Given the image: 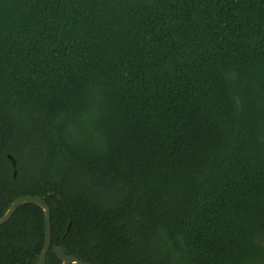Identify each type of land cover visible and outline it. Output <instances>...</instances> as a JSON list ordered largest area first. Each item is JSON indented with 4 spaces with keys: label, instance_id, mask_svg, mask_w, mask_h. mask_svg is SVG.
Masks as SVG:
<instances>
[{
    "label": "trees",
    "instance_id": "trees-1",
    "mask_svg": "<svg viewBox=\"0 0 264 264\" xmlns=\"http://www.w3.org/2000/svg\"><path fill=\"white\" fill-rule=\"evenodd\" d=\"M21 196L44 264H264V0H0V217ZM43 241L21 205L0 264Z\"/></svg>",
    "mask_w": 264,
    "mask_h": 264
},
{
    "label": "water",
    "instance_id": "water-1",
    "mask_svg": "<svg viewBox=\"0 0 264 264\" xmlns=\"http://www.w3.org/2000/svg\"><path fill=\"white\" fill-rule=\"evenodd\" d=\"M8 158L12 163V167L14 168L15 161L10 156H8ZM15 175H16V170H14L13 172V176ZM23 204H35L38 207H40V209L43 212L44 241H43L42 249L35 264H44L51 244V228H50V209L43 199L37 196H21L16 198L9 205V207L6 209L4 214L0 217V226L5 224L11 218V216L16 211V209ZM68 227L69 224L67 225V230ZM52 252L61 261V264H89L83 262L82 260L76 258L75 256L64 254L62 248L58 246H53Z\"/></svg>",
    "mask_w": 264,
    "mask_h": 264
}]
</instances>
